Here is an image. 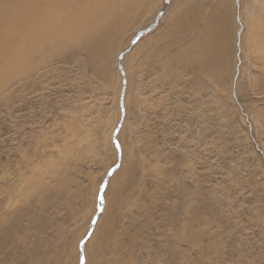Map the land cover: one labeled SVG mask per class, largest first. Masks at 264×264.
<instances>
[{"label":"rangeland","instance_id":"obj_1","mask_svg":"<svg viewBox=\"0 0 264 264\" xmlns=\"http://www.w3.org/2000/svg\"><path fill=\"white\" fill-rule=\"evenodd\" d=\"M258 1L125 0L0 57V264H264Z\"/></svg>","mask_w":264,"mask_h":264},{"label":"bare ground","instance_id":"obj_2","mask_svg":"<svg viewBox=\"0 0 264 264\" xmlns=\"http://www.w3.org/2000/svg\"><path fill=\"white\" fill-rule=\"evenodd\" d=\"M124 1L0 0V57L6 59V72L23 66L35 49L49 44L55 27L73 41L81 36L74 34L76 27H83L82 35L101 31L99 20L107 19L111 9L121 11L118 4Z\"/></svg>","mask_w":264,"mask_h":264},{"label":"water","instance_id":"obj_3","mask_svg":"<svg viewBox=\"0 0 264 264\" xmlns=\"http://www.w3.org/2000/svg\"><path fill=\"white\" fill-rule=\"evenodd\" d=\"M167 4H168V0H166L165 6H167ZM165 6H164V7H165ZM161 14H162V12L158 15V18L161 16ZM140 34H141V33L137 34V36L133 39V42H132L131 45H133V43L137 40L138 35H140ZM120 58H121V57H119V60H120Z\"/></svg>","mask_w":264,"mask_h":264}]
</instances>
